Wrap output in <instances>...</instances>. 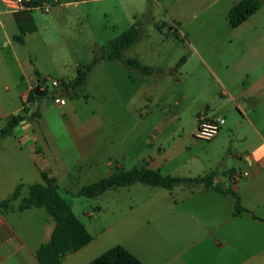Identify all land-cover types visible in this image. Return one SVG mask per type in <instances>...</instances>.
Listing matches in <instances>:
<instances>
[{
    "label": "rangeland",
    "instance_id": "obj_1",
    "mask_svg": "<svg viewBox=\"0 0 264 264\" xmlns=\"http://www.w3.org/2000/svg\"><path fill=\"white\" fill-rule=\"evenodd\" d=\"M12 1L0 0V58L5 59L0 62L3 112L24 105L18 95L27 89L26 79L30 78L33 88L39 85L48 95L23 108L19 115L29 118L20 125L35 128L43 104L53 106L66 99L67 108L77 112V124L98 118L105 145L99 159L109 156L111 144L118 142L121 153L135 155L124 163L127 170L138 167V154L158 153L159 144L161 154L166 152L174 165L196 156L204 159L210 141L195 137L197 113L204 110V104L217 109L220 89L215 77L228 85L243 82L248 88L264 79V4L246 22L232 28L228 14L241 0H59L57 6H53V0H34L37 5H52L48 13L17 10L8 4ZM79 1L82 3L74 5ZM28 19L34 22L36 31L22 35V42L15 41L14 37L21 36L17 20ZM133 26L139 29L140 37L123 52V58H135L153 68V74L146 76V87L151 84L152 94L160 93L159 101L143 107L145 86L138 79L141 73L126 66H96L84 89L65 91L61 87L60 79H73L78 66L89 64L97 50L107 48ZM8 40L24 71L13 62L11 47L4 46ZM183 58L186 65L180 63ZM3 81L10 86L9 91ZM246 99L249 106L256 104L255 90ZM157 128L163 133L153 140ZM2 143L4 148L19 145L20 138L0 137ZM104 162L94 172H75L72 180L63 173L58 175L63 198L93 237L85 250L63 264H89L115 246L126 248L137 241L136 234L128 229L136 216L133 211L122 208L118 213L105 207L102 201H107L106 196H75L81 187L106 177L108 167ZM157 168L167 172L171 167ZM26 196L24 191L22 198ZM21 200L13 203L15 208ZM263 210L258 214H264ZM7 216L17 228L12 243L23 240L31 248L47 242L55 225L42 208ZM21 255L4 264H31L22 261Z\"/></svg>",
    "mask_w": 264,
    "mask_h": 264
},
{
    "label": "crops",
    "instance_id": "obj_2",
    "mask_svg": "<svg viewBox=\"0 0 264 264\" xmlns=\"http://www.w3.org/2000/svg\"><path fill=\"white\" fill-rule=\"evenodd\" d=\"M58 2L53 0V6H57ZM80 3L74 2V5ZM4 46L11 47L13 62L24 71L12 43L5 41ZM195 54L199 56L196 51ZM2 60L5 59L0 58V62ZM182 60L181 65H186L187 61ZM107 65L125 66L119 61H102L96 66ZM215 78L220 89L219 105L214 110L204 104V110L197 113V120L199 124L202 117H223L226 123L221 133L210 141L206 157L196 156L174 165L166 152L161 154L163 148L159 144L158 153L138 154L135 158L140 166L132 169L146 166L165 176L187 179L213 176V185L223 190H234L239 195L241 207L249 212L235 214L236 201L231 194L206 189L203 184H183L167 190L137 183L98 196H106L107 201L102 203L105 207H112L113 211L119 213L120 209L126 208L128 213L133 211L136 214L128 229L136 234L137 241L126 249L143 264H264V221L259 220L264 218V214H258L264 208V79L248 88L243 82L228 85L221 78ZM138 79L145 86L143 107L147 109L161 96L160 93L152 94L151 84L146 87V76L140 74ZM26 83L27 89L18 95L23 106L12 112H3L0 103V137L8 119L19 115L29 105L27 98L34 81L29 78ZM3 84L4 89L9 91L10 86L5 81ZM253 90L257 103L249 106L246 97H251ZM64 100L65 105L58 102L53 106L43 104L35 128L17 126L10 137L18 136L19 145L8 144L4 148V144H0V202L11 197L19 185H24L20 199L24 191L28 195L29 185L41 183V171L57 179L61 194L60 173L72 180L75 172H94L105 160L108 167L106 177L118 168L127 170L124 163L135 155L121 153V143L118 142L111 144L110 155H105L109 158L104 156L99 159L98 154L101 152L102 155L105 145H102V127L98 118L77 124V112L68 109V101ZM154 132L157 134H153V140L159 139L158 134L163 133L161 128ZM159 166L171 168L164 172L157 168ZM233 171L249 172L250 177L233 185L230 179ZM19 206L15 208L12 205L7 212L0 210V264L20 253L22 261L39 264L36 252L42 243L33 248L23 240L12 243L17 228L7 218L8 213H25L33 209L20 211ZM54 227L50 228L49 239ZM88 246L68 255L61 264Z\"/></svg>",
    "mask_w": 264,
    "mask_h": 264
},
{
    "label": "trees",
    "instance_id": "obj_3",
    "mask_svg": "<svg viewBox=\"0 0 264 264\" xmlns=\"http://www.w3.org/2000/svg\"><path fill=\"white\" fill-rule=\"evenodd\" d=\"M263 4L264 0H241L229 11L228 21L230 26L232 28L239 27L258 12ZM17 24L21 32V36L14 38L17 42L23 41L22 35L36 31V26L32 20H17ZM139 37V29L136 26L131 27L113 40L107 48L97 50L94 59L89 64L79 66L77 75L73 79H61V87L65 91L84 89L93 68L102 61L123 62L126 67L138 70L144 76L153 74V68L143 64L140 60L135 58L123 59V52L132 47ZM47 95L48 92L41 91L39 85H37L29 93L27 102L32 104ZM28 118L22 115L11 116L1 131V137L12 135L14 129ZM41 178V183H35L27 187L28 195L22 198L19 210L43 208L52 217L55 222L54 230L49 241L42 243L38 248L36 258L39 264H61L68 255L88 246L93 241V237L86 225L75 214L72 207L61 196L57 179L50 177L45 171H41ZM137 183L167 190H173L183 184H203L206 189H214L222 193L231 194L236 201L235 214L249 212L241 207L239 195L234 190H223L219 186H214L213 176L194 179L165 176L160 171L149 169L146 166L128 171L118 168L111 175L98 182L81 187L75 196L92 199L108 191L129 187ZM23 187L24 185H19L11 197L0 202L1 211L7 212L11 210L13 203L21 198ZM259 220L264 221V218ZM89 264L143 263L125 247L118 245L109 249Z\"/></svg>",
    "mask_w": 264,
    "mask_h": 264
},
{
    "label": "built area",
    "instance_id": "obj_4",
    "mask_svg": "<svg viewBox=\"0 0 264 264\" xmlns=\"http://www.w3.org/2000/svg\"><path fill=\"white\" fill-rule=\"evenodd\" d=\"M8 4L12 5V8L17 10H39L48 13L51 9L49 3H39L38 5L34 0H14ZM58 103L65 105V100H58ZM225 119L223 117L208 118L202 117L199 120L198 128L195 132V137L201 141H211L215 139L225 126ZM249 172L233 171L230 174V179L233 185L240 183L243 179L249 178Z\"/></svg>",
    "mask_w": 264,
    "mask_h": 264
}]
</instances>
